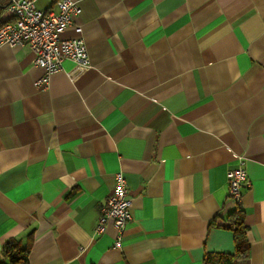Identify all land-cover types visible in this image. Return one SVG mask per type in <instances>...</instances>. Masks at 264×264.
Wrapping results in <instances>:
<instances>
[{
  "label": "crops",
  "instance_id": "obj_1",
  "mask_svg": "<svg viewBox=\"0 0 264 264\" xmlns=\"http://www.w3.org/2000/svg\"><path fill=\"white\" fill-rule=\"evenodd\" d=\"M75 1L88 65L64 60L39 90L30 47L0 45V257L14 239L28 264H203L233 253L216 225L239 206L249 251L232 264H264V0ZM116 172L119 248L111 222L94 232Z\"/></svg>",
  "mask_w": 264,
  "mask_h": 264
},
{
  "label": "built area",
  "instance_id": "obj_2",
  "mask_svg": "<svg viewBox=\"0 0 264 264\" xmlns=\"http://www.w3.org/2000/svg\"><path fill=\"white\" fill-rule=\"evenodd\" d=\"M79 8L75 0H57L54 8L37 9L34 0H9L6 12L13 20L0 27V45L26 44L34 53L33 63L42 73L35 78L34 85L44 90L50 76L62 68L64 60L78 67L89 64V54L82 36V28L76 23ZM73 27L75 35L64 37L62 32ZM249 180L244 158L238 157V166L227 172L229 200L239 204L242 187ZM127 184L121 172L114 174V185L100 208L94 227L95 233H103L108 222L115 229L114 247L119 248L125 228L131 220Z\"/></svg>",
  "mask_w": 264,
  "mask_h": 264
},
{
  "label": "trees",
  "instance_id": "obj_3",
  "mask_svg": "<svg viewBox=\"0 0 264 264\" xmlns=\"http://www.w3.org/2000/svg\"><path fill=\"white\" fill-rule=\"evenodd\" d=\"M8 3L9 0H0V27L13 20V17L6 12ZM244 216V211L239 206H236L223 219V224L216 225L218 228L232 232L234 240L233 253L208 252L203 258V264H232L234 260L245 257L248 254L249 243L246 239L247 227L244 223ZM0 264H28V247H22L14 239L6 241L2 247Z\"/></svg>",
  "mask_w": 264,
  "mask_h": 264
}]
</instances>
